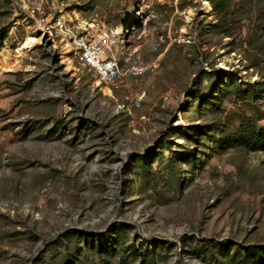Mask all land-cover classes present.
Listing matches in <instances>:
<instances>
[{
  "label": "rangeland",
  "instance_id": "obj_1",
  "mask_svg": "<svg viewBox=\"0 0 264 264\" xmlns=\"http://www.w3.org/2000/svg\"><path fill=\"white\" fill-rule=\"evenodd\" d=\"M19 2L0 0V264H264V0H70L146 68L119 89L44 38L15 63L39 35Z\"/></svg>",
  "mask_w": 264,
  "mask_h": 264
},
{
  "label": "built area",
  "instance_id": "obj_2",
  "mask_svg": "<svg viewBox=\"0 0 264 264\" xmlns=\"http://www.w3.org/2000/svg\"><path fill=\"white\" fill-rule=\"evenodd\" d=\"M18 4L23 18L39 33L33 37L40 43L43 38L54 43L62 52L67 47L64 54L92 69L101 82L119 89L128 73L140 75L146 70L134 65L126 68L113 53L109 32L83 18L70 0H21Z\"/></svg>",
  "mask_w": 264,
  "mask_h": 264
},
{
  "label": "bare ground",
  "instance_id": "obj_3",
  "mask_svg": "<svg viewBox=\"0 0 264 264\" xmlns=\"http://www.w3.org/2000/svg\"><path fill=\"white\" fill-rule=\"evenodd\" d=\"M206 5H207V7H209V8H211V6H210V3L209 2H206L205 3ZM193 14V12H192V10L190 11V14H189V18H191V15ZM40 39L39 38H35V37H33V36H28L27 38H26V41L25 42H23L22 44H20V47L18 48V50H17V54L14 56V57H12V59L14 60V62L15 63H18L19 62V58H20V56H21V54H23V52H25V49L26 48H28V47H33V46H35L36 44H38V43H40ZM67 51V47H64V50H63V55H65L64 53ZM11 57L8 55V56H6L5 58H4V62H5V65H4V67H5V69H11L12 68V66L13 65H11ZM64 59H65V61L67 62V65H68V67H72V64H73V60L72 59H70V57H66V56H64ZM15 65V64H14ZM100 83V82H99ZM108 91L110 92V90L108 89Z\"/></svg>",
  "mask_w": 264,
  "mask_h": 264
}]
</instances>
